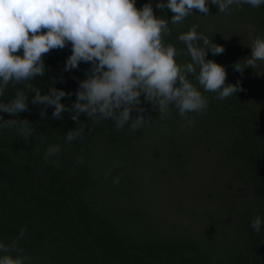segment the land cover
<instances>
[{
  "label": "trees",
  "instance_id": "16d2710c",
  "mask_svg": "<svg viewBox=\"0 0 264 264\" xmlns=\"http://www.w3.org/2000/svg\"><path fill=\"white\" fill-rule=\"evenodd\" d=\"M160 2L135 0V6L151 3L154 15L170 21L173 13L156 8ZM193 24L224 48L217 55L208 51L206 59L224 66L225 83L242 90L224 100L204 92L208 108L189 114L192 127H182L175 107L169 118H157L143 96L139 107L152 121L140 130L117 131L109 119L88 133L91 121L81 114L86 136L71 143L63 137L79 124L67 111L53 119L52 106L41 117L45 106L31 103L34 92L27 93L28 111L17 117L0 112L35 129L28 142L15 128L0 130V241L10 243L26 227L19 245L29 264H264V223L259 233L251 227L258 214L264 219V62L246 67L252 41L264 38V5H232L219 13L210 4L206 16L194 9L183 23H169L165 40L186 53L178 37ZM71 54L70 43L50 50L43 56L45 75L31 81L42 95L53 86L71 93L61 101L68 107L91 68L81 63L65 71ZM238 63L246 68L236 70ZM15 91L10 86L0 100L8 102ZM49 144L61 146L53 158L60 167L43 160Z\"/></svg>",
  "mask_w": 264,
  "mask_h": 264
},
{
  "label": "clouds",
  "instance_id": "9594fccd",
  "mask_svg": "<svg viewBox=\"0 0 264 264\" xmlns=\"http://www.w3.org/2000/svg\"><path fill=\"white\" fill-rule=\"evenodd\" d=\"M210 4L217 6L219 13H227L232 5L248 4L257 8L264 5V0H167L166 3L162 0L156 8L169 9L173 13L170 21L154 15L151 3L137 9L135 0H0V97H4L10 86L16 89L8 102L0 100V112L17 117L28 111L27 93L34 92L31 103L45 106L39 113L41 117L52 106L53 119H61L67 111L79 124L63 137L66 143H71L86 136V125L79 121L81 114L91 121L88 133L109 119L117 131L125 127L131 132L140 130L152 121L151 117L145 118V109L139 107L143 96V101L151 102L158 111L157 118H169L170 108L175 107L186 122L182 127L194 126L195 117L189 114L206 112L208 108L204 92L215 93L218 99L224 100L242 90L239 83H225L224 66L206 59L208 51L217 55L224 48L199 33L198 24L178 37L186 46V53L165 40L172 31L169 23H183L194 9L206 16ZM69 43L72 54L64 70L76 69L81 63L91 65L87 78L79 82L71 107L61 102L71 93L53 86L42 95L31 82L45 75L43 56ZM250 48L246 67L255 68L257 62H264V38L256 37ZM21 49L22 55L17 54ZM182 55L190 56L191 62H178ZM235 68L244 69L239 63ZM134 110L138 113L136 116L132 115ZM13 128L25 142L34 137L35 129L30 121L5 120L0 116V130ZM38 139L43 142L46 137L41 135ZM60 153L59 144H49L43 160L60 167L59 160L53 159ZM76 162L82 164L83 156H77ZM119 180L117 176L114 183L118 184ZM262 223L264 219L258 214L251 227L259 233ZM26 230L21 228L18 237L10 243L0 241V264H29L30 257L19 245Z\"/></svg>",
  "mask_w": 264,
  "mask_h": 264
}]
</instances>
